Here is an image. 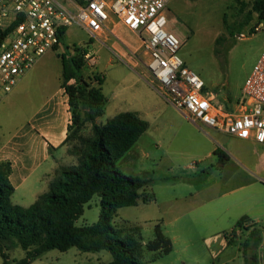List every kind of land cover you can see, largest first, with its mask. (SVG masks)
Instances as JSON below:
<instances>
[{
    "label": "rangeland",
    "instance_id": "obj_1",
    "mask_svg": "<svg viewBox=\"0 0 264 264\" xmlns=\"http://www.w3.org/2000/svg\"><path fill=\"white\" fill-rule=\"evenodd\" d=\"M254 2L170 0L166 7L169 29L183 44L179 56L227 106L240 100L244 83L264 51V22L253 11ZM116 32L105 41L92 39L82 28L71 26L61 46L38 58L34 65L38 81L53 88L63 80V57L69 59L77 50H86L95 56V61L86 59L80 76L87 81L102 77L104 94H114L126 102L123 109L133 110L144 103L142 111L152 127L117 162V168L125 175L152 180L142 194L153 198L148 203L140 199L136 206L119 209L115 225L125 232L133 227L141 230L142 261L150 264H239L228 259L238 254L252 229L262 234L264 249L261 156L253 155L247 161L243 158L250 156L243 154L240 147L234 161L223 168L217 157H207L206 146L195 148L187 130L191 122L166 101L147 68L149 57L143 51L142 39L127 28H116ZM219 38L222 42L217 44ZM121 51L131 55L136 51L138 65L130 64ZM95 84L98 85L96 81ZM114 115L108 110L99 120L106 124ZM216 132L208 136L218 148L227 147L223 134ZM81 133L92 135L91 124ZM18 201L16 198L15 202ZM100 201L101 197L95 196L85 206L77 226L98 222ZM244 216L252 223L238 226ZM157 225L172 241L169 254L147 249L156 238ZM231 238L237 239L236 244L229 245ZM4 244L11 264L25 258L26 251L16 239ZM112 260L108 251L82 252L71 248L67 252H46L32 264H110Z\"/></svg>",
    "mask_w": 264,
    "mask_h": 264
},
{
    "label": "trees",
    "instance_id": "obj_2",
    "mask_svg": "<svg viewBox=\"0 0 264 264\" xmlns=\"http://www.w3.org/2000/svg\"><path fill=\"white\" fill-rule=\"evenodd\" d=\"M253 11L264 21V0H255ZM7 32L0 30V47ZM222 39L217 40L220 44ZM63 57L62 88L65 90L72 114L65 141L69 152L77 158V165L62 168L50 184L49 193L41 196L32 206L25 208L13 203L15 188L10 181L12 166L0 162V254L2 264H11L4 242L16 239L26 256L17 264H32L46 252H67L77 248L82 252L108 251L110 264H150L142 261L144 252L141 230L133 227L129 232L115 225L118 210L144 203L152 196L142 194L152 180L125 175L117 168L122 159L147 133L150 124L135 112H121L106 124L97 123L104 116L107 98L103 93L102 77L85 80L80 72L86 66V50ZM97 82V86L95 84ZM91 124L92 135L82 131ZM76 142L75 145L71 143ZM224 165L228 156L215 150ZM101 197L100 219L92 225L77 226L84 215L85 206L95 197ZM252 223L244 216L238 226ZM156 238L147 245L149 251L169 254L173 244L160 225L155 228ZM236 235V234H235ZM234 238L228 239L232 244ZM263 243L262 234L252 229L243 244L245 263L260 264L257 250ZM252 249V250H251Z\"/></svg>",
    "mask_w": 264,
    "mask_h": 264
},
{
    "label": "built area",
    "instance_id": "obj_3",
    "mask_svg": "<svg viewBox=\"0 0 264 264\" xmlns=\"http://www.w3.org/2000/svg\"><path fill=\"white\" fill-rule=\"evenodd\" d=\"M169 1L0 0V30L7 32L0 47V98L13 91L38 58L61 46L69 27L78 26L92 39H101L115 21L142 39L147 68L166 101L182 116L203 131L215 129L264 147V51L240 100L221 104L179 56L183 44L169 29ZM85 58L95 61L89 52Z\"/></svg>",
    "mask_w": 264,
    "mask_h": 264
},
{
    "label": "crops",
    "instance_id": "obj_4",
    "mask_svg": "<svg viewBox=\"0 0 264 264\" xmlns=\"http://www.w3.org/2000/svg\"><path fill=\"white\" fill-rule=\"evenodd\" d=\"M116 28L126 27L113 21L109 24L108 31L101 35V39L106 41L111 38V35L115 36ZM120 54L127 58L134 67L138 65L136 51L134 55L123 51ZM113 60L111 58L110 62ZM34 68L19 78L10 94L0 98V162L11 164L10 181L15 188L13 203L25 208L32 206L41 196L49 193L50 184L58 177L62 168L77 165V158L70 154V146L65 143L69 125L72 123V114L68 96L61 86L62 81L53 88H48L46 84L43 85L38 81L39 76ZM106 98L105 114L108 110L115 115L121 112H135L146 120L147 117H144L145 113L142 111L145 107L144 103L140 102V107L130 110L123 109L126 102L116 95L106 96ZM100 118L97 119L98 124H101ZM149 124L148 131L152 127L150 122ZM191 124L192 126L187 130L195 143V148L201 149L206 146L207 157L219 159L215 150L220 148L208 136V134L211 135L210 132L217 133V130L207 128L203 131L192 122ZM222 134L227 147L220 150L228 156L226 163L221 165L223 168L234 161L237 148L240 147L244 149L243 154L250 156L243 158L248 159L247 161H251L253 155H260L263 159L260 168H264V147L262 145L253 140H240L226 133ZM212 167L215 168V166ZM191 168L194 166L192 165ZM16 198L19 199L18 203L15 202ZM236 240L235 238L232 244H236ZM262 246L263 243L254 251L258 253L260 264H264ZM228 261L246 264L244 248L239 249L238 254L230 257Z\"/></svg>",
    "mask_w": 264,
    "mask_h": 264
}]
</instances>
